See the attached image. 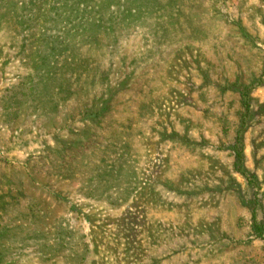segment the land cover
Here are the masks:
<instances>
[{
	"label": "rangeland",
	"instance_id": "1",
	"mask_svg": "<svg viewBox=\"0 0 264 264\" xmlns=\"http://www.w3.org/2000/svg\"><path fill=\"white\" fill-rule=\"evenodd\" d=\"M0 264H264V0H0Z\"/></svg>",
	"mask_w": 264,
	"mask_h": 264
}]
</instances>
